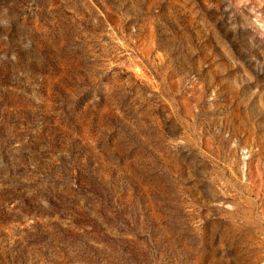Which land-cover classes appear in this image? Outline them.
<instances>
[{
	"label": "rangeland",
	"instance_id": "1",
	"mask_svg": "<svg viewBox=\"0 0 264 264\" xmlns=\"http://www.w3.org/2000/svg\"><path fill=\"white\" fill-rule=\"evenodd\" d=\"M0 264H264V0H0Z\"/></svg>",
	"mask_w": 264,
	"mask_h": 264
}]
</instances>
